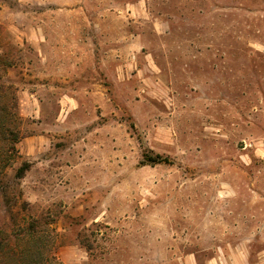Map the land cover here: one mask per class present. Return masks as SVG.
<instances>
[{"label": "rangeland", "instance_id": "1", "mask_svg": "<svg viewBox=\"0 0 264 264\" xmlns=\"http://www.w3.org/2000/svg\"><path fill=\"white\" fill-rule=\"evenodd\" d=\"M0 264H264V0H0Z\"/></svg>", "mask_w": 264, "mask_h": 264}, {"label": "trees", "instance_id": "2", "mask_svg": "<svg viewBox=\"0 0 264 264\" xmlns=\"http://www.w3.org/2000/svg\"><path fill=\"white\" fill-rule=\"evenodd\" d=\"M11 148L13 149V147H11ZM147 158H148L147 159L148 162H150V163H155V162L160 160L158 157H153L152 159L150 157H147ZM24 166H26V164H24ZM24 166L19 169V172H18L19 177H21L24 174V171H25Z\"/></svg>", "mask_w": 264, "mask_h": 264}]
</instances>
